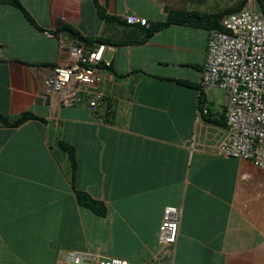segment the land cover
<instances>
[{"label":"crops","instance_id":"crops-1","mask_svg":"<svg viewBox=\"0 0 264 264\" xmlns=\"http://www.w3.org/2000/svg\"><path fill=\"white\" fill-rule=\"evenodd\" d=\"M18 1L0 0V264H71L74 251L96 256L82 264H149L162 252L172 264H264V172L216 155L223 93L199 90L210 31L172 24L148 36L171 14L213 15L234 0ZM129 15L149 26L128 25ZM80 44L106 46L100 110L45 93ZM27 113L35 118L13 125ZM60 144L74 149V178ZM167 207L181 210L180 232L162 250Z\"/></svg>","mask_w":264,"mask_h":264},{"label":"built area","instance_id":"built-area-1","mask_svg":"<svg viewBox=\"0 0 264 264\" xmlns=\"http://www.w3.org/2000/svg\"><path fill=\"white\" fill-rule=\"evenodd\" d=\"M65 20L63 16L61 21ZM125 21L130 26H149L147 19L136 15L127 16ZM221 26V30L209 32L200 82L203 90L223 93L226 127L215 128L214 150L218 156L250 161L264 172V14L255 10L253 0H248L241 10L224 16ZM45 35L54 38L50 31ZM59 42L62 44L61 40ZM105 48L102 45L85 53L82 44L73 46L70 56L74 64L54 67L52 75L44 80L47 96L68 107L86 102L89 110H100L104 94L99 90V64ZM181 214L176 207L164 210L159 228L162 250L176 245ZM165 258L162 252L159 261L149 264H172L165 262ZM68 260L71 264H82L96 260V256L74 251L69 252ZM96 264L128 262L104 259Z\"/></svg>","mask_w":264,"mask_h":264},{"label":"trees","instance_id":"trees-1","mask_svg":"<svg viewBox=\"0 0 264 264\" xmlns=\"http://www.w3.org/2000/svg\"><path fill=\"white\" fill-rule=\"evenodd\" d=\"M3 1L10 2L14 6L22 9V5L18 0H3ZM247 1L248 0H242L238 5H236L232 8H229L226 11H223V12H220L217 14H213V15H202V14H199L197 12H188V11H180V12L171 14L169 16L167 22L155 26L152 30H150L148 32V36H151L154 32L159 31L163 28H166L172 24L182 25V26H187V27H192V28H204V29H207L209 31L214 30V29L221 30L222 29L221 22H222V19L224 18V16L241 10L246 5ZM80 39L86 41L89 44H92L91 41L86 40L82 36H80ZM178 83L181 85H184L186 87L196 88V86H194L193 84L188 83V82L179 81ZM199 90H200V92H202L201 91L202 88H199ZM0 118H1V116H0ZM33 118H35V116L33 114H30V113L24 114L20 119L15 121L13 123V125L19 126L22 123H24L25 121H27L29 119H33ZM213 123H216V122H213ZM217 125H220L221 127L225 128L226 127V119L223 118L222 122L217 123ZM60 145H61L62 149L68 153L69 159L71 160L73 178H74L75 173H76V169H77L74 149L71 146H68L66 144H60ZM76 195H77L78 202L82 206L88 208L89 210L93 211L94 213H96L97 215H100V216H103L106 213V207L102 203L93 200L89 195H87L85 193H79V192L76 193Z\"/></svg>","mask_w":264,"mask_h":264},{"label":"rangeland","instance_id":"rangeland-1","mask_svg":"<svg viewBox=\"0 0 264 264\" xmlns=\"http://www.w3.org/2000/svg\"><path fill=\"white\" fill-rule=\"evenodd\" d=\"M242 0H234L230 2L231 8L232 6L238 5ZM254 6L257 8L258 11H261L262 13L264 12V0H253ZM264 14V13H263Z\"/></svg>","mask_w":264,"mask_h":264},{"label":"water","instance_id":"water-1","mask_svg":"<svg viewBox=\"0 0 264 264\" xmlns=\"http://www.w3.org/2000/svg\"><path fill=\"white\" fill-rule=\"evenodd\" d=\"M167 11H168V8L165 7V12H167ZM78 28H79V30H80L83 34L86 33L85 22H84V21H82V22L79 24ZM94 91H96V90H94ZM188 145H189V144H188Z\"/></svg>","mask_w":264,"mask_h":264}]
</instances>
